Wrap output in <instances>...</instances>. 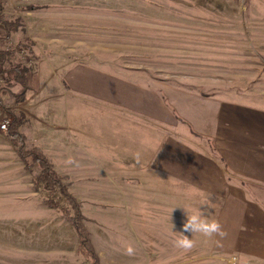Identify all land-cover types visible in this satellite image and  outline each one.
Instances as JSON below:
<instances>
[{"label":"rangeland","instance_id":"obj_1","mask_svg":"<svg viewBox=\"0 0 264 264\" xmlns=\"http://www.w3.org/2000/svg\"><path fill=\"white\" fill-rule=\"evenodd\" d=\"M4 10L19 28L0 48H18L16 61L28 70V82L23 91L0 73V89L6 88L1 99L23 117L26 136L36 122L28 106L41 105L37 115L44 122L64 126L66 146L57 151L51 144L48 155L38 148L67 178L100 264H264V258L231 253L219 237L193 234L192 250L174 247L186 220L183 208L191 214L204 200L185 192L180 217L178 209L171 212L172 202L158 208L156 193L148 198L150 193L127 191L97 168L96 84L85 80L68 90L65 82L68 68L85 64L264 108V0H5ZM4 32L0 27V37ZM6 138L0 150V264H89L63 216L66 202L37 189L39 166L26 167ZM46 139L39 144L46 147ZM69 158L75 164H67ZM97 171L105 184H97ZM211 211L206 216L215 220ZM129 245L133 256L125 254Z\"/></svg>","mask_w":264,"mask_h":264},{"label":"crops","instance_id":"obj_2","mask_svg":"<svg viewBox=\"0 0 264 264\" xmlns=\"http://www.w3.org/2000/svg\"><path fill=\"white\" fill-rule=\"evenodd\" d=\"M85 80L97 88V168L127 191L150 193L148 198L156 193L158 208L172 202L180 217L185 192L210 200L231 253L264 258V108L85 64L65 74L68 90ZM27 110L36 121L27 135L33 145L47 155L51 144L55 150L65 145L64 126L44 122L37 115L41 105ZM4 137L0 133V150L7 147ZM44 138L46 147L38 141ZM98 172L97 184H105Z\"/></svg>","mask_w":264,"mask_h":264},{"label":"trees","instance_id":"obj_3","mask_svg":"<svg viewBox=\"0 0 264 264\" xmlns=\"http://www.w3.org/2000/svg\"><path fill=\"white\" fill-rule=\"evenodd\" d=\"M4 4L5 0H0V27L5 30L4 35H1L0 37V41L7 43V41L12 38V35L18 31L19 24L15 21H10L5 16ZM17 51L18 48L13 50L0 48V73L6 74L9 77V82L12 80L17 84L22 85L24 88L23 91H25L27 89L28 70L16 61ZM4 67L5 69H3ZM5 89H0L1 105H3L1 94L2 91L5 92ZM23 96L22 98H24ZM22 100L24 99H21V101ZM22 127L23 117L15 114L11 126L6 133L8 140L12 143L15 152L24 162L26 167L30 165V163L39 166V172L36 175L34 183V185L37 186V189L40 190L42 187L44 189L43 191L48 192L49 194H59L61 199L66 202V207L63 209V216L72 224L78 235L79 254L87 259L90 262L89 264H100V258L93 246L90 234L84 225L85 216L82 212L80 203L70 192L68 186L65 185L67 178L58 175L53 164L41 149L28 144V138L22 131ZM45 203L52 208H58V206L51 201H46Z\"/></svg>","mask_w":264,"mask_h":264},{"label":"clouds","instance_id":"obj_4","mask_svg":"<svg viewBox=\"0 0 264 264\" xmlns=\"http://www.w3.org/2000/svg\"><path fill=\"white\" fill-rule=\"evenodd\" d=\"M137 159L139 157L137 156ZM67 164L72 165L75 164V161L69 158L66 161ZM211 201L205 200L202 202L201 206L191 214L186 208H183L186 220L182 225V231L178 232L181 234L180 238H176L173 240L174 247L184 250L190 251L195 247V241L192 239L193 234H201L207 238L219 237L223 239L226 236V233L223 230L222 225L217 220H210L206 216V210L210 207ZM173 208L171 212L174 210ZM184 233H191V238L188 235H184ZM217 245L220 244V240L216 241ZM125 254L128 256L135 255V249L132 246H127L125 249Z\"/></svg>","mask_w":264,"mask_h":264},{"label":"built area","instance_id":"obj_5","mask_svg":"<svg viewBox=\"0 0 264 264\" xmlns=\"http://www.w3.org/2000/svg\"><path fill=\"white\" fill-rule=\"evenodd\" d=\"M14 115L10 107L0 104V133H7Z\"/></svg>","mask_w":264,"mask_h":264}]
</instances>
